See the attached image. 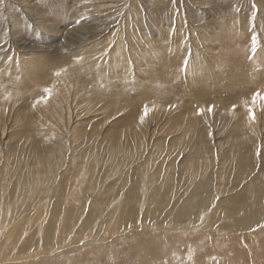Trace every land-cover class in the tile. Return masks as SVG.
Returning <instances> with one entry per match:
<instances>
[{
	"label": "rangeland",
	"instance_id": "1",
	"mask_svg": "<svg viewBox=\"0 0 264 264\" xmlns=\"http://www.w3.org/2000/svg\"><path fill=\"white\" fill-rule=\"evenodd\" d=\"M0 84V99L10 96L0 156L35 140L47 158L20 174L35 193L24 211L11 215L14 192L0 189V264H264V217L241 225L237 208L264 169V0H0ZM134 137L143 148L125 149ZM171 156L176 179L162 187ZM193 158L203 163L188 174L204 190L185 215L177 177ZM149 162L157 212L132 192ZM78 182L74 226L46 247L52 196H72Z\"/></svg>",
	"mask_w": 264,
	"mask_h": 264
},
{
	"label": "bare ground",
	"instance_id": "2",
	"mask_svg": "<svg viewBox=\"0 0 264 264\" xmlns=\"http://www.w3.org/2000/svg\"><path fill=\"white\" fill-rule=\"evenodd\" d=\"M25 19L26 18H23V17L21 18L20 25H21L22 21H24ZM13 48H15V45L11 49H13ZM173 59H175V57ZM172 70L173 71H170L171 75L178 73L177 70H174V69H172ZM25 77L26 76L23 75L22 79H24ZM66 78H65L66 87L68 88L67 85L68 84L70 85L69 80H73V78L70 76V74H67ZM160 79H163V78H160ZM71 83H72V81H71ZM15 84L17 85V87H22L23 80L18 79L15 81ZM0 85L4 86L3 84H0ZM5 88L6 87H4V90L2 92H5V90H6ZM70 89H71V87H70ZM9 97L10 96H3V97H1L2 99H0V134H1V129L3 128V123H2L3 117L5 116V113H4V110L2 107L4 104L3 99H7ZM252 99H254V97ZM247 103H248V100H247ZM251 103H253V100ZM67 105H68V103H67V98H66L64 101L61 102L60 106L67 109ZM38 106L40 107V105H38ZM47 110H53V116L56 119H59L57 117L58 112H59L58 105H55L53 109L48 108ZM227 139L229 141H233L231 138H227ZM0 140H1V138H0ZM128 140H129V138H128ZM37 143L38 142L35 140H34V142H32L30 140L28 142H19L16 144L14 143L13 144L14 146L11 147L12 150H10V153H8L6 157L4 156L5 157L4 159H2V157L0 156V160H10L9 161L10 165L7 167L6 171L4 169V166H0V180L4 179L5 176H6V179L9 178L8 182L5 184V187L4 188L0 187V189L1 190L4 189L3 191H1L2 194H3V192L7 191L6 189H9L12 192H14V193H12V195L10 197V201L12 203V206H11L12 214L11 215H16L17 213L24 211L23 210L24 207L26 205H29V200L31 198L33 200V198H34V197H32V195H34L35 193L29 188V186L22 187V189H21V186H22L21 184H23V182H21V181L23 180V178L20 176V174L23 173V174L29 175V174L33 173V171L40 170L41 167H43L44 160H47V158L43 157L42 154L36 153L37 152ZM130 143H131V146H129V144L127 142L125 144L124 148L128 149V150H134V151H139L143 148L142 142L139 141V137H138V139H137V137H134V139H132V142H130ZM0 144H1V142H0ZM180 149H184V148L181 147ZM185 150H180V151H181V153H183V152H185ZM8 155L11 156L9 159H8ZM179 155H181V154L180 153L176 154L175 157H177ZM83 158H87V157L84 156ZM81 160L84 161L83 159H81ZM173 161H174V156L166 158L165 170L167 172L168 179H163V178L161 179L162 187H166V186L171 185L173 183L172 178L176 179L175 175L174 176L171 175V171H170L172 167H176V164H178L175 161L173 163ZM237 162L240 166L241 173L245 176H251V172L253 169L247 168V170H244L241 167L240 160H237ZM202 163H203V160H201L199 158L198 159H194V158L190 159L188 162H186L184 164L179 163L181 166L185 165V167H186L185 175L183 177H181L180 175L177 177L178 183L176 186V190L181 192L180 199L183 200V203L179 204L178 206L180 209H182L181 212L185 215H190V214L195 212L196 206H198V204L200 202L199 198L202 196V193L204 190V188L202 186L203 184L198 182V181H202L200 176H192V174H188V171H189V169H194L197 165L202 164ZM150 164H152L151 166H153V163L149 162V165ZM75 167H77V166H75ZM3 169H4V171H3ZM140 174L142 176L140 175L139 182H144V183H139V182L131 183L132 192L137 193V194L146 195L147 199H148V206H149L150 211L151 212H154V211L157 212L161 209V207L157 208L158 202H159L158 192L161 189V187L157 186L160 176H158L156 174L154 166L151 168H147L144 171V174L143 173H140ZM12 176H13V178H12ZM251 177L252 178L249 181V183H250L249 191L247 192L248 193V200H247V202L241 203L240 207H237L243 211L241 217L239 218L241 225H244V224L247 225L249 223L252 224V222L255 221L257 218H260L262 216L264 217V169H262L261 171H257V174H255L254 176H251ZM193 183H196V184L193 185ZM7 184H9V185H7ZM79 184L80 183L78 182L77 186L74 187L75 190L72 192V196H70V197L62 195L63 191L61 192L60 191L61 189L58 192H55L54 195L52 196L53 201L51 203V206L47 209L46 213H44V215L46 217V226L44 228L43 242H44L46 247L49 246V243L51 241H60L63 238H67L69 235L68 231L73 228V226H74L73 223L77 218V212H78L79 204L83 203V199H82L81 195L79 194V193L82 194V188L83 187L78 188ZM205 184H207V183L205 182ZM223 187H227V185H224ZM17 189H20V191H18ZM229 190L231 191V189H229ZM229 190H228V192H229ZM239 196H240V194H238L236 197H239ZM221 198L217 199L218 201L219 200H221V201H220V203L216 201V204L223 205V203H222L223 198L222 199ZM0 201H1V196H0ZM2 201H4V200H2ZM209 201H210V198L207 201H205L203 199V204L207 208L209 206ZM229 202L230 201H228L227 203L225 202L229 206H227L226 204L224 205L227 207L228 211L230 209L231 204L233 203L232 201H231L232 203H229ZM0 204H2V203L0 202ZM7 204H9V200H8ZM124 204H125V206L129 207L132 205V201L129 198L125 197L124 198ZM59 208H61V210H63L61 218L59 217ZM41 213H42V209H40V214ZM57 221H59L57 223L58 228L56 230H53L52 227ZM0 223H1L0 229L1 228L6 229L8 232L7 221L6 222L1 221ZM14 235H15L14 233L8 234V237H6L4 239V242H7ZM8 245H9V243H4L2 245V248L0 249V255L6 254L5 250L7 249Z\"/></svg>",
	"mask_w": 264,
	"mask_h": 264
},
{
	"label": "snow or ice",
	"instance_id": "3",
	"mask_svg": "<svg viewBox=\"0 0 264 264\" xmlns=\"http://www.w3.org/2000/svg\"><path fill=\"white\" fill-rule=\"evenodd\" d=\"M202 112H203V110H201V114H202ZM251 116H252V119H255V112L254 111L251 113Z\"/></svg>",
	"mask_w": 264,
	"mask_h": 264
}]
</instances>
